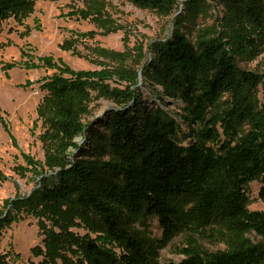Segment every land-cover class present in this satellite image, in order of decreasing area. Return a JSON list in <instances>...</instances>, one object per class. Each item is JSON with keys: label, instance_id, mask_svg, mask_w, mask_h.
I'll list each match as a JSON object with an SVG mask.
<instances>
[{"label": "trees", "instance_id": "trees-1", "mask_svg": "<svg viewBox=\"0 0 264 264\" xmlns=\"http://www.w3.org/2000/svg\"><path fill=\"white\" fill-rule=\"evenodd\" d=\"M34 2L0 0V23L29 13ZM132 2L163 15L176 5ZM224 3L223 34L193 42L174 29L153 43L141 75L152 89L160 87L157 105L143 99L137 71L74 70L50 56L39 59L55 70L42 82L36 109L47 149L42 163L25 157L45 170L35 198L18 202L34 213L43 206L45 216L65 206L81 209L91 235L72 240L77 264H264V243L247 236L264 238V212L245 203L253 180L264 201V72L238 61L264 49V0ZM98 98L118 108L84 122ZM168 100L179 102L176 116L163 108ZM149 218L157 220L160 237L148 230ZM9 221L0 216V225ZM179 234L185 256L160 262L159 251ZM204 237L224 249L201 248Z\"/></svg>", "mask_w": 264, "mask_h": 264}, {"label": "rangeland", "instance_id": "rangeland-1", "mask_svg": "<svg viewBox=\"0 0 264 264\" xmlns=\"http://www.w3.org/2000/svg\"><path fill=\"white\" fill-rule=\"evenodd\" d=\"M188 1L176 0L173 12L163 15L132 0H35L29 13L12 15L0 23V216L10 219L0 225V264H77L70 250L72 240L90 232L79 207L66 210L65 206L59 213L45 216L43 206L37 205L34 213L18 202L35 198L39 174L45 170L38 164L33 169L29 163L44 161L47 147L40 139L43 128L36 109L44 95L42 82L55 71L39 59L50 56L53 62L60 60L74 70L137 71L143 99L157 105L160 87L152 89L141 75L153 43L170 36L174 29L193 42L206 34L224 33L219 21L226 11L225 0H196L191 7ZM238 61L245 70L262 73L264 49L243 54ZM258 90L261 97V87ZM165 105L172 116L180 110L177 101L168 100ZM90 108L84 122L118 107L98 98ZM183 135L181 132L179 138ZM260 186L259 180L247 185L249 210L264 212ZM147 228L152 236H161L155 218L148 219ZM247 236L253 243H264L254 232ZM198 243L208 251L224 249L223 243L210 237L200 238ZM185 247V236L176 235L159 251V261H180Z\"/></svg>", "mask_w": 264, "mask_h": 264}]
</instances>
